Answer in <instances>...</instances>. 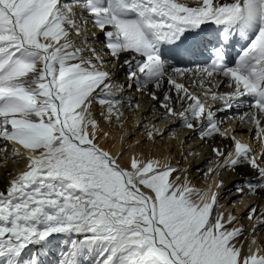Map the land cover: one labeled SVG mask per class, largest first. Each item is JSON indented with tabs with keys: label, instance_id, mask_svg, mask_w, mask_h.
Here are the masks:
<instances>
[{
	"label": "snow or ice",
	"instance_id": "snow-or-ice-1",
	"mask_svg": "<svg viewBox=\"0 0 264 264\" xmlns=\"http://www.w3.org/2000/svg\"><path fill=\"white\" fill-rule=\"evenodd\" d=\"M132 92L162 110L157 121L231 142L211 147L205 176L248 169L240 200L264 194V0H0V264H264L222 210V180L213 191L174 177L131 151L140 141L127 130L115 152L103 146L102 124L124 128L140 110ZM229 112L260 151L223 128ZM141 127L153 142L164 135L152 120ZM247 219L264 227L255 205Z\"/></svg>",
	"mask_w": 264,
	"mask_h": 264
},
{
	"label": "bare ground",
	"instance_id": "bare-ground-1",
	"mask_svg": "<svg viewBox=\"0 0 264 264\" xmlns=\"http://www.w3.org/2000/svg\"><path fill=\"white\" fill-rule=\"evenodd\" d=\"M118 78L121 81H123V76L119 74V70H118ZM192 79H195V78L193 77ZM181 82L188 83V81H183V80ZM193 88L198 89V87H195V86ZM128 95L130 98H135L138 100V102L141 105L140 110L138 112H131V111H126L127 113L125 112L124 124H127V125H124V128H117V127L109 128L108 125L102 124V127H104L106 131H111L112 133V138H110L107 142L102 141L104 147L106 148L111 147L113 144H115V147L112 148V151L115 152L121 146L119 137H120V134L124 132L125 130H127V133H128L127 136L125 137L127 143L135 146L136 141H139V138L142 137V135L145 132L143 127L137 128L138 122L142 118L149 119V120H152V122L155 123L159 129L164 131L163 137L162 138L160 137L158 139L159 136H157L155 139L156 141L155 146L154 147L152 146L153 148L151 149H150V143L152 144L154 142L153 141L151 142V140H148L147 144H142V145L140 144L139 146H135L133 149H131V151H134L135 153H143L144 156L150 155L151 157L160 160L162 163H168V164H173L174 159L177 158L180 155V153H182L183 155H187L186 158L184 159L183 164L180 165L178 167V170L175 172V176H179L181 177V179H183L184 177H187L191 185L199 189H207L208 186L211 185L212 190L217 191L216 186H215L216 183L222 180L223 187H225V185L229 186V184L232 181L233 176L235 175L240 177L242 181H246V180L254 181L255 180L254 173H250L249 175L245 176L244 173L250 172V170L242 169L236 172L222 171L223 172V173L221 172L222 174H220L219 172L218 175H214V176L204 175L202 180H199L198 182L194 181L193 180L194 178L191 177V173H189L187 169L186 170L183 169L187 166L189 167V165H192L188 162L189 161L188 154L191 153V156L193 154L194 157H195L194 154H196V158H195L196 160L194 159L195 160L194 163L200 162V164H204L206 159L208 158H210L209 160H213V161L216 159L213 156L212 151H211V147L213 145L217 147L227 148L231 142L226 139H221L218 136L215 137L214 139L209 140L208 142H204L198 137L197 133L195 132L190 131L188 134H185L184 130H186V128H184L178 120L176 121H173V120L157 121L155 117L161 115V110L156 111V112H150L149 111L150 105L154 102H152L148 97L140 93H135V92L129 93ZM246 110L247 108H245V111ZM130 117H135V118L131 119ZM219 118H221L222 120L224 119L223 117H219ZM224 120L226 122L227 119H224ZM225 122L223 123L224 129L226 130L235 129V133L238 139H242L244 142L251 143L253 145L255 139L251 137L253 133V129L250 125H243L238 122L232 121L231 119L229 120L227 124H225ZM169 128L171 130L167 131L166 129H169ZM135 130L138 131L136 132L137 134L135 133ZM243 130L245 133H243ZM179 131L181 132L180 134L178 133ZM130 137L131 139H129ZM161 140L163 142L159 146V142ZM183 141L186 143V146H184V144L182 145ZM255 146H257V144L254 143V147ZM203 149H206V151H204ZM259 149L260 148L258 146L256 150H259ZM173 153H176L175 155H173V157H175L174 159L172 157ZM126 155H127V150H126ZM9 166L13 168L16 167L11 162H9L8 167ZM210 166L214 167L215 165L209 163L208 168H210ZM182 169L184 171H181ZM4 173H5V170L0 169V187H3L6 184L7 180L9 179ZM232 185H239V184L234 182ZM218 191L220 193L222 191V187L219 188ZM247 196L248 195H245L243 197V200L241 201L239 198V195L236 193L235 196H231L228 199V202L225 203L224 200H222V205L220 204L221 206H223L222 210L227 215V213L231 212V208L233 206V204L231 202L229 203V201H236L235 211L233 212V214L236 215L237 217H238V214L241 213V211H242V214H247V208L249 205H255L257 207L258 212H262V210L264 212V194L260 196H255L256 199H254L253 201L247 199L246 198ZM243 221L244 219L241 221L239 218V224L237 226L242 225ZM246 224L247 226L244 227L245 246H247V243L250 242L251 236H255L257 245L264 248V245L262 244V241H264V234L262 232L264 230V227L258 228L256 232L253 233L252 232V222L247 219ZM250 233H251V236L249 235Z\"/></svg>",
	"mask_w": 264,
	"mask_h": 264
},
{
	"label": "rangeland",
	"instance_id": "rangeland-1",
	"mask_svg": "<svg viewBox=\"0 0 264 264\" xmlns=\"http://www.w3.org/2000/svg\"><path fill=\"white\" fill-rule=\"evenodd\" d=\"M191 85V84H190ZM162 111V110H161ZM127 113V112H126ZM224 120V119H223ZM125 121V120H124ZM227 121V120H226ZM224 122H225V120H224ZM229 122V121H228ZM227 122V123H228ZM226 122H225V124H227ZM124 125H127V124H124ZM144 131H145V129H144ZM136 132H138L137 130H135V133ZM184 132H185V134H188L189 132H190V130H188V129H186V130H184ZM179 134L181 133L180 131L178 132ZM243 133H245L244 132V130H243ZM137 134V133H136ZM251 137H253V133H252V135H251ZM160 137H158V139H159ZM129 139H131V137L129 138ZM139 141H140V144L142 145V144H147V141H148V139H147V137L143 134L142 135V137H140L139 138ZM152 142V141H151ZM163 141L161 140L160 142H159V146H160V144L162 143ZM155 143H156V141L154 142V143H150V149L151 148H153L154 146H155ZM254 143L255 144H257V142L256 141H254ZM254 143H253V145L252 146H254ZM184 144V146H186V143L183 141V143H182V145ZM153 146V147H152ZM171 146V145H170ZM189 146V145H188ZM259 145L257 144V146H255L254 147V149H256L257 147H258ZM171 148V147H170ZM204 148V147H203ZM204 151H206V149H203ZM257 151H259V150H257ZM176 153H173L172 154V157H173V155H175ZM195 155V157L193 156V154H192V156H191V154H188V157H189V163L190 164H192V165H189V167L187 166V167H185V168H183L184 170H188L189 171V173H191V177L192 178H194L193 180L194 181H196V182H198L199 180H202L203 179V176H204V173H206L207 172V169H208V167H209V163L207 162L210 158H208V159H206V161H205V163L204 164H200V162H196V163H194V161L196 160L195 158H196V154H194ZM186 156L187 155H183L182 153H180V155L177 157V158H175V157H173V159H174V163L172 164V166H174V167H176L177 169H178V167L180 166V165H182L183 164V162H184V159L186 158ZM195 159V160H194ZM11 162V161H10ZM194 163V164H193ZM207 167V168H206ZM211 167V166H210ZM8 169H14L13 167H11V166H9L8 167ZM181 170V171H184V170ZM222 172V171H221ZM220 172V174H222ZM173 176H175V172L173 173ZM9 178V177H8ZM242 181V179L240 178V177H238V176H233V178H232V181H231V183L229 184V186H227V185H225V187H222V191L220 192V200H219V203L222 205V200H224V202L226 203V202H228V199L231 197V196H235V194H236V187H238V186H240V182ZM234 182H236V183H238L239 185H232ZM247 199H249V200H254V199H256L255 198V195H248L247 197H246ZM232 203V201H229V203ZM235 211V204H233V206H232V208H231V212L233 213ZM244 212V211H243ZM262 212H263V210H262ZM238 217L240 218V220L242 221L243 219H244V221L242 222V226L243 227H246L247 226V224H246V221H247V214H242V211H241V213H239L238 214ZM237 217V218H238ZM238 218V219H239ZM263 232V234H264V230L262 231ZM262 239V238H261ZM262 244L264 245V241H262Z\"/></svg>",
	"mask_w": 264,
	"mask_h": 264
}]
</instances>
